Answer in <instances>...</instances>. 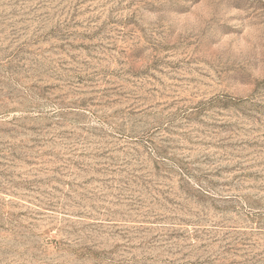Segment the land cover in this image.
I'll return each instance as SVG.
<instances>
[{"label":"rangeland","instance_id":"1","mask_svg":"<svg viewBox=\"0 0 264 264\" xmlns=\"http://www.w3.org/2000/svg\"><path fill=\"white\" fill-rule=\"evenodd\" d=\"M0 264H264V0H0Z\"/></svg>","mask_w":264,"mask_h":264}]
</instances>
